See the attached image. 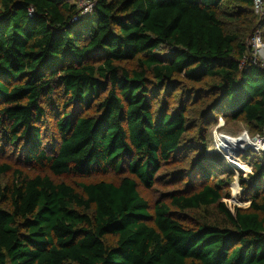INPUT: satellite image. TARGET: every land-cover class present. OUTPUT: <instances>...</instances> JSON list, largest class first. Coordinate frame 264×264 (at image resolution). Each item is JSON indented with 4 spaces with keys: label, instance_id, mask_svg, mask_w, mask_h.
Instances as JSON below:
<instances>
[{
    "label": "trees",
    "instance_id": "16d2710c",
    "mask_svg": "<svg viewBox=\"0 0 264 264\" xmlns=\"http://www.w3.org/2000/svg\"><path fill=\"white\" fill-rule=\"evenodd\" d=\"M263 30L252 0H93L87 12L76 0H0V144L37 172L2 184L11 168L0 165V264H264V154L245 158L250 204L231 211L207 181L229 165L206 138L217 117L264 132V69L247 45ZM173 87L171 109L158 97ZM201 99L185 141L186 105ZM48 117L55 149L42 139ZM176 164L172 182L198 189L167 192L150 214L138 185ZM111 172L129 176L80 191L52 179ZM172 208L218 220L184 225Z\"/></svg>",
    "mask_w": 264,
    "mask_h": 264
},
{
    "label": "rangeland",
    "instance_id": "374dc122",
    "mask_svg": "<svg viewBox=\"0 0 264 264\" xmlns=\"http://www.w3.org/2000/svg\"><path fill=\"white\" fill-rule=\"evenodd\" d=\"M255 34H259L261 42L264 46V30L260 33L256 32ZM250 38L247 45H249ZM161 97L163 98L161 99ZM178 97L179 88L173 87L168 93V98H165L162 94H160L158 99L162 101L167 100V104H170V108L174 109L176 107V103H178ZM202 100L204 99L189 101L186 105V116L189 119V131L185 135V141L193 140L197 135L199 129V123H197L198 116L202 107L204 106H200ZM41 129L42 139L44 140V143L50 144V147L53 149L57 148L59 139L56 132L55 120L51 117L46 118L42 123ZM242 134H247L251 140L255 138V136H257L256 132L248 130L242 122L232 121L221 117H217V119H214L207 127L206 132V138L209 146L208 150L215 151L218 155H220L225 163L229 165L228 169L226 166L223 169H212V178L210 176L207 181L208 183H211L213 185L220 186L222 194L224 195L222 201L231 211H233L234 207L245 209L250 204V201L245 197L243 188L241 187V180H248L249 173L247 170L241 171L236 166L234 167L231 160L238 164H241L242 166L246 167V169L248 168L250 171H252V166L247 161L245 162V158L250 157V161L256 162L262 155L256 153L251 147L252 142H248L249 140L245 141V139L241 140L242 142L237 140L233 145H227V150H217V135L223 136L222 138H226L225 140L227 141V139L236 140L242 136H245L246 138V135ZM183 156L186 157L188 163L194 158L192 152L184 153ZM217 161V158L213 157L209 164L216 163ZM2 164L8 165L11 168V171L2 179V184L10 183L13 179L14 172H20L23 175L27 176H33L37 173L36 170H34L30 165L23 163L15 150H12L11 147L4 146V144H0V165ZM174 168H178L180 170L184 167L181 164L163 167V169H161V171L158 173V180L156 184H154V186L150 189H146L141 185H138L139 194L149 204L150 214H152V207L154 206V204L158 200L164 199L167 192L179 189L187 193L192 190L198 189V185H195V187L193 185L194 182H191V177L189 176L180 178L179 180L172 182V179L170 175L168 176V174L172 172ZM125 176H129V174L125 172H111L106 174L96 173L86 177L66 175L61 177H52V179L55 182H64L66 184H69L77 191H80L78 185L81 183H95L99 181H105L116 184ZM171 211L173 213L175 212L178 215L177 219L184 225L191 224L195 220H218L213 208H201L197 211L184 212H179L172 208Z\"/></svg>",
    "mask_w": 264,
    "mask_h": 264
},
{
    "label": "built area",
    "instance_id": "2783aa9c",
    "mask_svg": "<svg viewBox=\"0 0 264 264\" xmlns=\"http://www.w3.org/2000/svg\"><path fill=\"white\" fill-rule=\"evenodd\" d=\"M92 1L93 0H76V4L79 9H81L84 12H87L91 9L92 7ZM86 3V4H85ZM252 6H253V12L254 15L259 17L263 15L264 13V0H252ZM249 57H251V60L253 63L258 64L261 68L264 69V46L261 42V39L259 37V34H255L250 38L249 45ZM246 135L247 139L249 140L248 142H252V144H256L258 147L253 148V150L262 155L264 154V132L261 135L255 136L252 140L249 138L247 134H242ZM223 136L217 135V143H216V148L217 150H227V142L224 141ZM247 171L249 174H251V171L247 168ZM248 174V175H249Z\"/></svg>",
    "mask_w": 264,
    "mask_h": 264
},
{
    "label": "bare ground",
    "instance_id": "6f19581e",
    "mask_svg": "<svg viewBox=\"0 0 264 264\" xmlns=\"http://www.w3.org/2000/svg\"><path fill=\"white\" fill-rule=\"evenodd\" d=\"M226 139V138H225ZM243 139H245V141H248V139H247V137L245 138V136H242V137H240V138H238V139H236V140H233V139H227V145H233L237 140L238 141H240V142H242L241 140H243ZM251 144V143H250ZM254 148H257L258 146L256 145V144H251ZM231 162H232V164L234 165V167L236 166L239 170H241V171H245V170H247L246 169V167H244V166H242L241 164H238V163H236V162H234V161H232L231 160Z\"/></svg>",
    "mask_w": 264,
    "mask_h": 264
},
{
    "label": "water",
    "instance_id": "95a60500",
    "mask_svg": "<svg viewBox=\"0 0 264 264\" xmlns=\"http://www.w3.org/2000/svg\"><path fill=\"white\" fill-rule=\"evenodd\" d=\"M225 142H227L225 139H224Z\"/></svg>",
    "mask_w": 264,
    "mask_h": 264
}]
</instances>
